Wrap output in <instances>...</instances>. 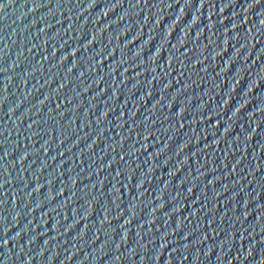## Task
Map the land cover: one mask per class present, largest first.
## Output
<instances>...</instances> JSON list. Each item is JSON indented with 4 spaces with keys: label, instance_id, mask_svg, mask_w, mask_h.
<instances>
[{
    "label": "water",
    "instance_id": "water-1",
    "mask_svg": "<svg viewBox=\"0 0 264 264\" xmlns=\"http://www.w3.org/2000/svg\"><path fill=\"white\" fill-rule=\"evenodd\" d=\"M0 157V264H264V0H0Z\"/></svg>",
    "mask_w": 264,
    "mask_h": 264
},
{
    "label": "snow or ice",
    "instance_id": "snow-or-ice-1",
    "mask_svg": "<svg viewBox=\"0 0 264 264\" xmlns=\"http://www.w3.org/2000/svg\"><path fill=\"white\" fill-rule=\"evenodd\" d=\"M255 2L256 3H259V0H255ZM15 63V62H14ZM0 159H3V157H0ZM0 203H3V201H0ZM21 259H23V258H21ZM185 259H187L186 257H185Z\"/></svg>",
    "mask_w": 264,
    "mask_h": 264
}]
</instances>
